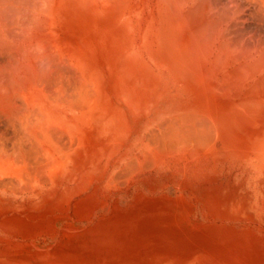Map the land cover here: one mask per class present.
Listing matches in <instances>:
<instances>
[{"label": "rangeland", "instance_id": "1", "mask_svg": "<svg viewBox=\"0 0 264 264\" xmlns=\"http://www.w3.org/2000/svg\"><path fill=\"white\" fill-rule=\"evenodd\" d=\"M143 1H115L96 14L95 24L78 23L85 25L81 32L97 31L91 36L103 46L102 65L116 62L107 72L104 99L115 127L107 133L103 121L94 149L48 181L20 192L0 188V264H264V163L248 146L263 119L242 128V115L230 106L237 97L217 91L213 101L211 92L186 85L170 57L164 23L156 19L160 11ZM221 1L202 14L224 16L227 24L218 22L223 28L206 24L197 34L202 39H195L199 23L177 25L180 44L192 45L197 56L201 43H209V63L225 42L244 48L264 43V19L252 6L240 4L230 26L229 7ZM208 79L200 81L211 87ZM201 108L218 118V129L227 121L228 130L199 154L183 151L147 163L152 131L169 117ZM224 108L230 116L217 115Z\"/></svg>", "mask_w": 264, "mask_h": 264}, {"label": "bare ground", "instance_id": "2", "mask_svg": "<svg viewBox=\"0 0 264 264\" xmlns=\"http://www.w3.org/2000/svg\"><path fill=\"white\" fill-rule=\"evenodd\" d=\"M115 1L118 0H0V188L18 189L16 192H20L33 188L38 181H48L47 178L69 167L79 155L94 149L103 121L106 122L107 133L111 130L109 126L112 129L115 127L114 118L106 115L104 99L107 72L112 71L116 62L109 58L106 62L109 66L102 65L99 52L103 46L96 40L94 43L95 37L91 36L96 35L97 31L91 34L86 33L87 30L81 32L80 28L85 25H78L84 21L95 24L98 19L96 14L109 11L108 7ZM143 2L154 3L160 11L159 18H155L164 23L161 30L170 46V57L183 74V82L186 85L193 83V87L211 92L213 101L216 100L217 91L232 94L229 96L237 97L238 102L230 106L242 115L237 123L244 128L249 120L253 123L261 118L263 123H258L262 126L264 43L254 42L252 46L244 48V45L237 47V43L236 47H232L234 43L230 44L228 40L223 49L219 45L221 50L216 53L214 63H209L205 60L212 58V52L207 51L209 43L205 45V41H202V52L197 56L192 45L189 49V45L180 44L177 25L185 21L199 23L200 27L195 29V39L201 27L208 28L206 24H218L223 28L219 23L226 21L224 16L217 19L220 15L213 18V13L212 17L202 14L206 8L217 7L212 5L213 0ZM224 3L225 9L229 7V11L226 9L229 24L238 17L237 7L240 10V6L243 7L240 4L252 6L255 15L264 19V0H225ZM207 11L206 14H211ZM73 27L75 30L71 31ZM210 27L212 32L215 26ZM222 32L217 36L224 35V30ZM207 39L209 41L210 38ZM204 71L209 72L206 73L208 77L202 76ZM201 78H211V87L200 81ZM198 94H201L199 90ZM216 109L222 110V107ZM228 111L224 108L217 115L225 116ZM227 115L230 116L229 113ZM224 123L218 129V118L203 108L169 117L148 138L151 147L144 151L145 160L152 163L183 151L199 154L201 147H209L215 142L220 131L225 133L228 130L223 127ZM260 129L249 137L248 146L264 163V126Z\"/></svg>", "mask_w": 264, "mask_h": 264}]
</instances>
